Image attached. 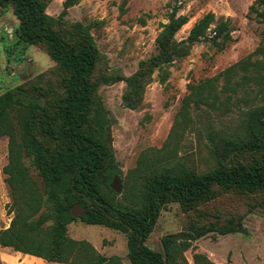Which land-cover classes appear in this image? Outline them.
<instances>
[{
	"label": "trees",
	"instance_id": "1",
	"mask_svg": "<svg viewBox=\"0 0 264 264\" xmlns=\"http://www.w3.org/2000/svg\"><path fill=\"white\" fill-rule=\"evenodd\" d=\"M50 1L0 0V7L13 6L20 20L18 41L43 45L64 75L58 92L49 85L27 81L0 94V139L8 137L9 151L3 171L11 188L13 213L10 226L0 231V246L48 262L126 264L120 256L101 254L88 240L68 235V225L77 218L72 215L77 204L85 209V216H79L84 222L126 233L130 264H189L185 252L191 240L210 232H246L241 218L232 216L223 226L208 224L189 240L165 236L163 252L147 244L162 209L170 202L190 210L210 201L216 187L249 194L264 191V105L246 112L241 133L209 132L207 145L215 160L210 170L200 173L182 161L153 167L148 164L144 171L149 176L131 204L117 202L118 193L111 187L121 169L111 142L112 121L99 88L125 81L124 102L133 109L139 107L155 70H159L160 81L166 82L170 73L164 66L189 54L191 46L214 24L215 14H205L195 22L187 39L179 42L175 34L189 18L178 14L180 6H175L157 38V53L126 76L109 72L90 25L77 21L66 26L63 16L77 0H65L58 18L46 12ZM175 1L179 4L181 0ZM250 9L264 22V0H254ZM214 29L216 44L232 39L229 20H221ZM190 87L192 91L179 112L184 129L192 122V103L199 107L211 100L213 105L219 99L212 79ZM176 126L181 125L176 122ZM178 137L174 129L170 141L177 144ZM170 141L158 151H164ZM27 160L38 171L43 189L33 178ZM143 165L142 157L140 170ZM193 260L194 264H217L202 252H196ZM227 264H231L230 259Z\"/></svg>",
	"mask_w": 264,
	"mask_h": 264
},
{
	"label": "rangeland",
	"instance_id": "2",
	"mask_svg": "<svg viewBox=\"0 0 264 264\" xmlns=\"http://www.w3.org/2000/svg\"><path fill=\"white\" fill-rule=\"evenodd\" d=\"M65 0H51L46 12L58 18ZM254 0H77L63 16L66 26L81 21L90 25L91 33L110 73L130 76L143 61L158 51L157 38L169 22L175 6L189 20L175 34L177 41L186 40L195 22L213 12L215 22L205 37L195 42L188 55L177 57L164 66L169 77L162 83L156 69L145 88L144 100L135 109L126 105L123 95L127 84L117 81L102 85L99 94L111 118V142L121 169L122 192L117 202L131 204L134 194L142 187L145 166L151 167L182 161L202 173L215 165L208 148L209 132L244 130L246 112L264 105V22L250 9ZM221 20H229L232 39L223 45L214 41V28ZM97 22H102L97 25ZM20 20L13 6L0 7V94L27 81L62 89L64 75L47 54L43 45H24L18 41ZM228 70H232L227 75ZM43 72L45 76L39 78ZM216 78V79H215ZM212 79L219 93L215 104L190 106L192 122L187 129L179 115L185 97L198 85ZM176 122L181 126L177 127ZM178 133V143L171 140ZM167 144L164 151H158ZM8 137L0 139V231L10 226L13 213L11 188L3 168L8 163ZM144 165L140 170V160ZM248 158V157H247ZM244 159V158H243ZM28 161V160H27ZM31 173L40 188H44L38 171ZM234 216L242 221L246 232L220 234L210 232L191 240L185 252L189 264L193 255L202 252L217 264H264V191L240 193L216 187L213 198L190 210L179 202H170L162 209L147 244L164 251L167 235L184 233L189 236L210 223L223 226ZM67 233L77 240H88L101 254L118 255L130 264L126 233L99 224H88L77 217L68 225ZM187 239V240H189ZM8 248V249H5ZM13 248L0 246V264H58L43 258L16 252L15 263L1 254Z\"/></svg>",
	"mask_w": 264,
	"mask_h": 264
},
{
	"label": "water",
	"instance_id": "3",
	"mask_svg": "<svg viewBox=\"0 0 264 264\" xmlns=\"http://www.w3.org/2000/svg\"><path fill=\"white\" fill-rule=\"evenodd\" d=\"M111 187L117 193L122 192L123 185H122L121 177L119 174L115 175V177L111 183ZM72 214L76 217L85 216V209L80 204L74 205L72 208ZM170 238L178 239V240H187V239H189V236L185 235L184 233H176V234H171Z\"/></svg>",
	"mask_w": 264,
	"mask_h": 264
},
{
	"label": "crops",
	"instance_id": "4",
	"mask_svg": "<svg viewBox=\"0 0 264 264\" xmlns=\"http://www.w3.org/2000/svg\"><path fill=\"white\" fill-rule=\"evenodd\" d=\"M5 249H8V248H5ZM16 252H18V251H16ZM16 252L15 253H12V252H10V250L9 251L8 250H1V254L5 258V260H8V257H10V258H12L10 260L12 263H15L16 258H18V255L16 254ZM25 255H27V254H25ZM38 258H40V257H38ZM58 264H63V263H58Z\"/></svg>",
	"mask_w": 264,
	"mask_h": 264
},
{
	"label": "bare ground",
	"instance_id": "5",
	"mask_svg": "<svg viewBox=\"0 0 264 264\" xmlns=\"http://www.w3.org/2000/svg\"><path fill=\"white\" fill-rule=\"evenodd\" d=\"M114 190V189H113ZM73 215V214H72Z\"/></svg>",
	"mask_w": 264,
	"mask_h": 264
}]
</instances>
